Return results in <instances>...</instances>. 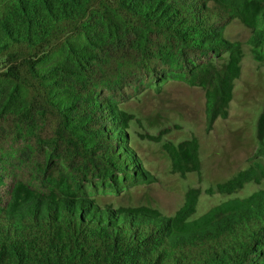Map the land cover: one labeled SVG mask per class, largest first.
I'll list each match as a JSON object with an SVG mask.
<instances>
[{
    "label": "trees",
    "instance_id": "obj_1",
    "mask_svg": "<svg viewBox=\"0 0 264 264\" xmlns=\"http://www.w3.org/2000/svg\"><path fill=\"white\" fill-rule=\"evenodd\" d=\"M233 20L264 57V0H0V264H264V105L256 160L205 190L253 192L198 216L199 187L171 215L95 192L154 180L123 106L152 84L202 88L208 128L228 117ZM161 142L173 173L200 172L196 137Z\"/></svg>",
    "mask_w": 264,
    "mask_h": 264
},
{
    "label": "rangeland",
    "instance_id": "obj_2",
    "mask_svg": "<svg viewBox=\"0 0 264 264\" xmlns=\"http://www.w3.org/2000/svg\"><path fill=\"white\" fill-rule=\"evenodd\" d=\"M225 34L231 40L241 41L243 48L241 74L235 81L228 117L218 118L208 128L204 90L181 80L169 79L161 83L159 90L152 84L139 92L123 106L134 115L131 141L155 178L152 182L123 189L118 194L97 188L95 192L101 200L115 206L148 205L171 215L182 205L187 188L199 187L202 193L195 214L198 216L230 196H244L261 186L248 183L230 196L205 192L256 160L252 157L256 143L255 124L264 105V57H256L247 42L250 29L233 20L227 25ZM164 129L167 131L161 141L178 143L191 137L198 139L199 173H188L185 177L173 173L162 142L138 136V133L145 132L156 136Z\"/></svg>",
    "mask_w": 264,
    "mask_h": 264
}]
</instances>
